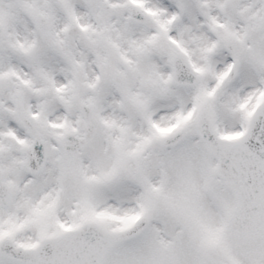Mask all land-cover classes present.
Instances as JSON below:
<instances>
[{"label":"snow or ice","instance_id":"obj_1","mask_svg":"<svg viewBox=\"0 0 264 264\" xmlns=\"http://www.w3.org/2000/svg\"><path fill=\"white\" fill-rule=\"evenodd\" d=\"M0 264H264V0H0Z\"/></svg>","mask_w":264,"mask_h":264}]
</instances>
